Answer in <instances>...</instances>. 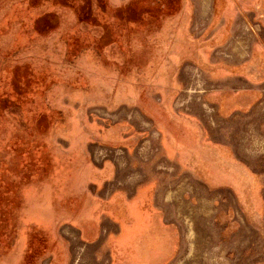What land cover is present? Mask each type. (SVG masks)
<instances>
[{
    "label": "rangeland",
    "instance_id": "rangeland-1",
    "mask_svg": "<svg viewBox=\"0 0 264 264\" xmlns=\"http://www.w3.org/2000/svg\"><path fill=\"white\" fill-rule=\"evenodd\" d=\"M0 264H264V0H0Z\"/></svg>",
    "mask_w": 264,
    "mask_h": 264
}]
</instances>
